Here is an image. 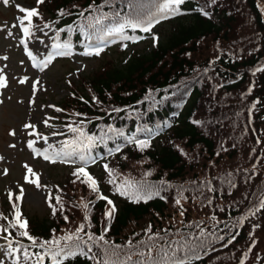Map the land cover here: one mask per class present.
Here are the masks:
<instances>
[{
  "label": "trees",
  "instance_id": "obj_1",
  "mask_svg": "<svg viewBox=\"0 0 264 264\" xmlns=\"http://www.w3.org/2000/svg\"><path fill=\"white\" fill-rule=\"evenodd\" d=\"M33 3L39 11L34 26L49 28L58 44L68 46L67 55L113 37H130L136 45L155 30L160 40L148 53L107 50L92 74L69 80L52 127L60 135L56 151L75 148V153L48 166L56 184L51 195L56 214L47 201L44 216L25 217L37 247L19 234L23 229L11 226L13 217L4 221L5 240L20 249L12 251L14 264L17 259L33 264L24 260V249L42 252L40 243L77 234L81 225L78 235L92 252L67 257L63 264H103L104 248L109 256L118 252L113 259L131 256L128 264H136L141 252L147 261L149 249L159 259L162 249L180 246L191 264H245L255 238L261 237L259 243L264 238V208L257 211L264 200V71H257L264 69V0H184L169 15L159 11L163 0ZM149 21V32L114 31ZM88 137L94 138L90 145ZM143 141L147 146L141 148ZM81 152L87 159L106 156L89 174L99 195L115 206L111 220L106 212L112 205L82 183V175H74ZM61 166L66 172L58 180L54 170ZM126 181L159 195L134 203L117 190ZM82 203L89 205L87 219ZM89 234L104 235L108 244H93ZM44 264H50L48 258Z\"/></svg>",
  "mask_w": 264,
  "mask_h": 264
},
{
  "label": "rangeland",
  "instance_id": "obj_2",
  "mask_svg": "<svg viewBox=\"0 0 264 264\" xmlns=\"http://www.w3.org/2000/svg\"><path fill=\"white\" fill-rule=\"evenodd\" d=\"M34 1L10 0L8 5H4L0 0V76L5 80V86L0 87V264H13V253L2 239L3 219L14 215L13 205L18 209V203L23 205V218L34 214L44 216L47 212L46 201L56 185L48 169L47 162L51 161L44 158V153L51 154L60 140L52 126L59 116V102L68 95L69 80L78 82L92 74L103 61L104 52L94 48L75 49L69 60H49L43 64L49 59L53 35L47 28L32 25V34L25 36L22 27L27 26V21L23 26L20 24L25 13L17 7L34 9ZM155 32L136 45H120L116 40L108 46L113 49L123 47L126 53H130L132 48L148 53L160 40L158 30ZM28 52H32L35 60L28 59ZM28 124L34 127L26 128ZM30 143L32 147H29ZM93 164L90 162L88 166ZM26 166L35 175L28 173ZM85 170L89 172V168ZM65 172L63 166L54 170L58 180ZM37 182L40 187H37ZM21 189L24 196L18 201L16 197ZM258 238L261 237L255 238L245 264L259 263L261 258L264 264V238L261 243Z\"/></svg>",
  "mask_w": 264,
  "mask_h": 264
},
{
  "label": "snow or ice",
  "instance_id": "obj_3",
  "mask_svg": "<svg viewBox=\"0 0 264 264\" xmlns=\"http://www.w3.org/2000/svg\"><path fill=\"white\" fill-rule=\"evenodd\" d=\"M9 2L10 0H3L4 5H8ZM43 2L44 0H37L38 5ZM183 2L184 0H163V6L159 9V11L162 15H169V14L175 13L178 11V6L182 4ZM174 6H177V7H174ZM17 7L19 11L25 13V16L20 19V24L23 26L25 24V20L27 21V26H23L22 31L24 32L25 36H30L32 34L30 31L32 27V18L38 17L39 11L38 9H25L21 6H17ZM60 14L62 15L63 12L61 11ZM99 22L100 21L98 20L97 23ZM151 26H152V21H149L146 25H141L140 23H131L129 25H121L120 27L115 28L114 31L122 34L124 27H132L133 29L141 28L142 31L149 32ZM45 27H47V25H45ZM124 38L130 39V37H124ZM153 39L155 40L156 38L153 37ZM54 48L57 50L55 53L56 55H66L67 54V49H68L67 45L56 44L54 45ZM28 55L29 57H32L33 60H35V57L33 56L32 52H28ZM50 59L51 57H49V59L44 60L43 64L46 65ZM257 71H264V69H257ZM4 86H5L4 77L0 76V87H4ZM25 127L30 128L34 126L31 124H28V125H25ZM72 131L80 132V136H84V133L80 131L79 129H72ZM87 139L89 141V145L94 140L93 137H88ZM45 140H47L46 137H45ZM65 143L67 145L68 142H65ZM138 146L141 148L147 146V141L139 142ZM29 147H32V143L29 144ZM74 153H75V148H73L72 152L65 151L62 149L59 152L54 150L51 154H49L47 151H45L44 158L46 160L56 162L57 159L66 160L68 156L73 155ZM78 158L82 161V166L78 168L77 172H75L74 175H76L78 179L82 175L84 177V180L81 182L88 184V186L92 189V191L98 194L99 199L107 200V203L109 205H112L106 212V217L109 220H111L112 216L114 215L116 211L115 206L112 204L111 200L107 199V197L99 195V188L97 185V181L85 170L87 165L90 162H94V160L89 161L87 157L85 156V154L82 152L78 153ZM104 168L106 171H108L109 175L111 176L112 172L108 168V165L105 164ZM27 171L28 173H32L31 168H27ZM32 174L35 175L34 173ZM26 180H27V177H26ZM28 182H32V181H28ZM109 182L113 183L114 181L110 180ZM37 187H40L38 182H37ZM117 190L119 191L121 195L127 196L134 203L140 202L141 200H143L144 202H147V200L151 199L154 195H159L158 191L156 192L149 191L145 193L142 190L137 189L134 185L128 183L127 181L125 182L124 185H118ZM11 196L12 194L10 193L9 194L10 200H11ZM23 196H24V191L23 189H21L20 194L16 197V200L18 201L22 200ZM55 199H56V204L60 205V209L62 210L63 209L62 200L60 199L59 196H57ZM51 201H52V197H51V194H49V197H48L49 207L52 209L53 215H55L57 212V208L52 204ZM177 203H179V201H177ZM82 207L86 210L85 219H87L88 218L87 211L90 210L89 205L87 203H82ZM13 208L16 211V216H15V223L11 226L14 228L18 226L20 229H23V231H21L19 234L23 237H26L28 240L32 242L31 247L33 248L37 247V241L35 240V238L29 235V232L27 230L28 221L27 220L22 221L21 213L19 212V209L16 205H13ZM260 208H264V200L261 201V204L259 208H257V211H259ZM65 219H67V217H65ZM83 230H84V226L81 225L76 230L77 234L65 235L64 237H61V238H53L52 240L44 241L40 243L39 247L43 249L42 252L30 253L27 249H24L23 250L24 260L28 261L32 259L33 264H44L45 258H48V260L50 261V264H63L64 259L70 256L74 257L77 254H80V255H84L87 257L88 253L92 252V245L88 244L87 241H84L82 240L81 237H79L78 233L82 232ZM4 231H7V229H4ZM148 231H151V226H149ZM150 239H153V237H150ZM88 240L92 241L93 244H98L99 241H104L105 244H108V241L104 240V235H101L99 237H94L91 234H89ZM61 241H63L64 243L62 244ZM72 241H75V243H70ZM131 246L132 245L129 242L128 247H131ZM110 247L114 250L120 248L119 245H111ZM19 250L20 249H10V251H19ZM102 251L104 253L103 264H128V261L131 260V256H128L125 260H120L118 258L113 259L112 256L118 257V252L113 251L112 256H109L108 248H104ZM161 251H162V255L158 254L160 255V258L154 259L151 255V249H149L147 261L143 259L144 253L142 252L139 253L142 259L136 262V264H149V262H151V264H191V260L188 258V256L183 254L185 252L183 246L177 247L173 249L171 252L164 250V249H162ZM90 258L93 260H96V255L92 254ZM16 264H19L18 259H17ZM97 264H100L99 260H97Z\"/></svg>",
  "mask_w": 264,
  "mask_h": 264
}]
</instances>
